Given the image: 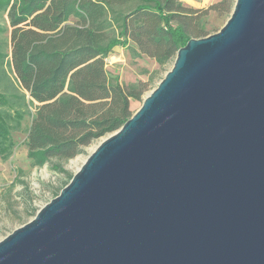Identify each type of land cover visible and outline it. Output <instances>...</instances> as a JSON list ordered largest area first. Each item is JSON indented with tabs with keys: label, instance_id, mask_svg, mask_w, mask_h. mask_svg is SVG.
Returning a JSON list of instances; mask_svg holds the SVG:
<instances>
[{
	"label": "water",
	"instance_id": "obj_1",
	"mask_svg": "<svg viewBox=\"0 0 264 264\" xmlns=\"http://www.w3.org/2000/svg\"><path fill=\"white\" fill-rule=\"evenodd\" d=\"M0 264H264V0L180 47Z\"/></svg>",
	"mask_w": 264,
	"mask_h": 264
},
{
	"label": "trees",
	"instance_id": "obj_2",
	"mask_svg": "<svg viewBox=\"0 0 264 264\" xmlns=\"http://www.w3.org/2000/svg\"><path fill=\"white\" fill-rule=\"evenodd\" d=\"M234 2L207 9L181 0H0V157L15 150L12 133L30 117L23 141L32 166L61 163L108 136L133 114L149 82L121 84L108 74L105 58L131 42L134 55L160 66L173 61L190 38L215 31L200 23L216 12L229 17ZM173 63V62H172Z\"/></svg>",
	"mask_w": 264,
	"mask_h": 264
},
{
	"label": "rangeland",
	"instance_id": "obj_3",
	"mask_svg": "<svg viewBox=\"0 0 264 264\" xmlns=\"http://www.w3.org/2000/svg\"><path fill=\"white\" fill-rule=\"evenodd\" d=\"M218 1L181 0L184 6L196 9H207ZM200 23L206 29L214 27L218 31L225 23V18L209 11L201 16ZM135 51L131 42L114 47L105 58V68L109 75L117 77L124 85L148 81L149 90L143 94L144 98L171 68L173 61L160 66L146 55H134ZM140 105L141 101L131 100L129 108L134 113ZM29 123L30 117L25 116L21 129L12 133L16 143L13 154L6 159L0 157V240L31 220L36 212L53 198V191L65 181V172L54 170L51 163L41 167L31 165L23 143ZM102 139L85 147L76 157L62 162L63 170L74 174Z\"/></svg>",
	"mask_w": 264,
	"mask_h": 264
}]
</instances>
